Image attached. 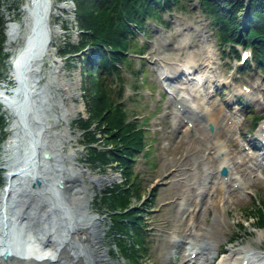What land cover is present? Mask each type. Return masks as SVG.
Listing matches in <instances>:
<instances>
[{"label": "rangeland", "instance_id": "obj_1", "mask_svg": "<svg viewBox=\"0 0 264 264\" xmlns=\"http://www.w3.org/2000/svg\"><path fill=\"white\" fill-rule=\"evenodd\" d=\"M10 2L11 0H0L2 20L15 17L12 16V10L9 8ZM51 3L50 20L48 15L45 16V24L52 29L51 46L46 48L50 39L48 28L47 42L44 46L48 54L42 58L37 77L33 80L35 87L25 92L21 100L23 107V102L27 105L31 99L30 103L31 101L33 103L32 107L30 106L31 115L27 109L24 110V107L21 110L25 111L24 116L29 115V118L34 114L44 118L48 112L58 110L63 100L58 97L59 90L56 88V83L54 84L56 75L70 78L74 74L75 77L72 78H74L76 95L72 101L82 105L78 116L85 117L79 91L78 64L73 62L74 60L66 61L58 55L64 36L70 42L77 41L76 32L72 27V10H68L72 5L68 0H51L48 1V7ZM61 5L68 8L62 10ZM162 18L164 23H159L157 20L147 21L145 35L136 36L138 48L143 54L133 56L130 67L126 65L120 67L124 88L122 102L129 118L135 119L146 130V149L140 152L133 162L138 192L144 198V202L133 198L131 204L135 209L145 211L143 228L146 254L142 264H193L188 262L187 257L192 244L207 245L208 250L203 258L210 259L214 256L212 264H221L220 259L234 248L247 251V254L255 257L257 262L264 264V228L255 229L253 220L248 219L254 201L264 200V148L256 147L259 141L258 127L264 119L258 120L257 127L253 129V117L264 116L263 75L253 67L251 60L241 66L233 55L226 53V49L222 52L216 42L211 15L199 6L198 0H178L177 3L171 4L169 11H163ZM17 40L18 38H14L6 47L8 41L6 39L2 43V48L8 51L15 46ZM236 49L242 50L240 47ZM165 57L172 58L171 62L165 63L163 61ZM206 66L209 67L208 72ZM6 67L8 68H5L0 77L1 86L8 84V77L13 70L9 63ZM162 67L168 69L164 74ZM136 72L138 73L133 74ZM207 73L210 74V89L208 95L204 96L203 100H198V103L204 105L205 109L210 108L221 123L225 122L222 113L235 117L236 123H233L232 131L217 140L219 146H215L214 150L205 151L203 142L197 143L202 150L187 142L192 136V130H186L188 128L186 122L176 117L185 115L182 111L183 107L176 98L185 95L192 101V97L188 95L191 91L184 83L186 77H189L190 83L194 84L193 79L208 75ZM115 87L116 89L119 87L118 82ZM246 88L250 92L247 96L242 93ZM201 93L204 94L203 91ZM196 101L197 99H194L192 103L195 104ZM212 103L213 106L209 107ZM5 107L0 103V113L4 120L7 119L14 129L18 128L20 131L18 120L10 113L12 107L8 106L6 110ZM78 116L67 125L73 135V140L66 144V148H70L69 153L72 158L69 163L84 171V173L72 171L73 184H80L81 187H87L92 192L89 195L91 201L89 200L86 208L99 224L105 259L117 264H125L110 235L108 210L95 201L96 194L113 184L120 183L121 177L115 166L101 169L87 164L84 159L85 153L79 146V132L72 126L73 120ZM23 121L27 122V119ZM208 126L209 124L204 126L200 137L203 138V134L206 137L214 135V130L210 131ZM198 137L196 136V139ZM232 144L236 145L235 150ZM2 148L3 144H0V153ZM58 148L61 151L60 146ZM237 150H240L245 157L244 176H241L234 166L235 163L242 162L240 156L235 153ZM57 156L58 158L56 155L54 158L58 166H68L63 162V157L59 154ZM220 161L225 165L222 167L226 169L228 167L225 177L219 173L222 167L218 168L217 165ZM229 170L242 185L236 187L227 184L228 187L222 188L220 192L217 183L228 177ZM1 173L3 174V171ZM102 177H112V179L100 183ZM202 188L206 191L203 196L199 195ZM153 189L155 196L151 201L148 195ZM229 190L234 194L231 197ZM16 193V190H13L11 195L19 197L20 201L13 202L14 205L11 207L13 216L19 215L27 205L28 209L31 208L34 212L41 208L37 199L26 200L21 194L17 193L19 195L17 196ZM71 193H53L50 197L53 208L69 210L68 212L77 209L78 201ZM218 193L220 195L216 197ZM212 199L217 200L216 205L211 204ZM14 220L11 218L7 231H3L2 239L7 242H13L15 239L12 228L15 226ZM211 224H213L212 232L209 231ZM32 226L30 224L31 228ZM16 228H19V231L21 229L18 226ZM33 240L28 239L30 242ZM196 258H200V255Z\"/></svg>", "mask_w": 264, "mask_h": 264}, {"label": "bare ground", "instance_id": "obj_2", "mask_svg": "<svg viewBox=\"0 0 264 264\" xmlns=\"http://www.w3.org/2000/svg\"><path fill=\"white\" fill-rule=\"evenodd\" d=\"M48 1L51 0H17L14 6V19L2 20L1 42L3 43L7 39V47L13 42L14 38H18V40L14 43L15 46L13 48L8 49V51L4 49L5 53H11L9 64L13 70L8 77L7 88L4 89L0 85V103L6 106L5 110L8 106L9 108L12 107L11 109L15 110L18 118L27 119V122H22L26 128V136L24 137L23 132L18 131V128L17 130L14 129L10 125L11 122L9 123L6 119L5 131L0 142V144H3L2 153H0V166L3 171H6L0 182V241L3 240V231L9 226L11 218L15 219V226L12 227L15 232V239L7 244L3 241L1 249H5L7 253L11 250L18 251L16 253H25L28 247L30 248L29 254L35 257L45 253L50 254L49 259H32L30 256L15 258L12 264H117L105 259L106 254L101 243L102 234L99 224L86 208L89 200L91 201L89 199L91 190L87 187H81L80 184H73L72 171L84 173L80 168L70 165L69 162L72 160L71 153H69L70 148H66V144L73 140L72 132L67 125L82 110V105H77L72 101L76 95L74 78H72L75 77L74 74L70 78L56 75L54 84L56 83V88L59 90L58 97L63 100L60 102L58 110L54 109L48 112L44 118L37 114L29 118L28 116L31 115L30 106L33 104L32 101L30 103L31 99L27 102V105L24 103V110L27 109L30 112L28 116L23 115L25 111L17 110L20 108L18 104L19 100L23 99V94L35 87L33 80L37 77V70H39V65L43 61L42 58L48 54L47 49L51 46L52 29L45 24V16L48 15L49 20L51 17L52 3L48 7ZM60 8L66 10L68 7L61 5ZM68 10L71 11L72 8ZM47 29L50 31L48 42ZM46 42L47 49L44 48ZM171 60L172 58L170 57L163 58L165 63H170ZM162 68L163 74L168 71L167 67ZM188 68L190 69V67ZM205 68H207L208 72L209 67L206 66ZM172 69L177 71V69ZM53 70L55 71V67ZM209 75H201L193 79L195 81L193 82L194 84H191L190 78L186 77L184 83L191 91L190 93L188 92V95L193 100L197 99L195 104L192 103L193 100L190 101L185 95L176 98L177 102L184 107L183 114H185L184 116L177 115L176 117L186 122L188 126L186 130H192V136L187 142L194 144L197 149L200 147L197 143L203 142L205 151L214 150L215 146H219L217 140L231 131L233 123H236L235 117L232 118L224 113H222V117H224L223 121L225 122L224 124L221 123L210 108L205 109L204 105L198 103V100H203L204 96L208 95L211 83ZM243 95L245 94L243 93ZM210 106H213V103ZM206 124L213 126L214 135L208 136V138L203 134L202 138L200 137L201 131ZM177 125L178 129H180L179 124ZM260 134L261 130L258 131L257 136L260 137ZM196 136H199L198 139H196ZM21 138L24 141L22 143L26 144V148L21 144ZM29 146L38 150L37 160L35 158L36 161L41 162V164L36 162L38 167L35 162L33 165L31 161L32 163H29L31 166L26 168V164L29 162V153H27V147ZM58 146H60L61 151H59ZM231 146L235 150L236 145L232 144ZM17 148L18 151H16ZM200 150H202L201 147ZM235 153L242 159V162L234 164L235 169L241 176H244L245 169L243 165L245 157L240 150ZM58 154L63 157V162L68 164V166L64 165L62 167L55 163L56 159L54 156L56 155L58 158ZM223 164L221 162L217 166H225ZM111 179L112 177H102L100 178V183H106ZM227 184L236 187L242 185L239 179L233 177V173L230 170L226 182L221 180L217 183L218 191L221 192L222 188L228 187L226 186ZM13 190H16L26 200L30 198L37 199L41 204V208L34 212L31 208L28 209L29 206L27 205L25 210L19 215L15 214L13 216L11 207L14 203L20 201L19 197H12ZM65 192H72L71 195L75 196L78 201V208L72 212L53 208L50 201L53 193L64 194ZM17 193L16 195L19 196ZM204 193L206 191L202 188L199 195L203 196ZM228 193L230 197L234 195L230 190ZM219 195L220 193L216 194V197H219ZM213 203L216 205L217 200L212 199L211 204ZM32 218L36 220L34 221ZM30 224L33 225L32 228ZM4 226H7L5 230L3 229ZM17 226L21 227L20 231L19 228H16ZM212 228L213 224L209 225V231L211 230L212 232ZM27 238L34 239L32 245L23 243ZM207 250V245L196 246L192 244L187 255L189 258L188 262H193V264H212L214 256L210 259L203 258ZM197 255H200V258H195ZM193 258L195 260L191 261ZM220 263L261 264L257 261H250L247 257V251L239 248L230 249L226 256L220 259Z\"/></svg>", "mask_w": 264, "mask_h": 264}, {"label": "trees", "instance_id": "obj_3", "mask_svg": "<svg viewBox=\"0 0 264 264\" xmlns=\"http://www.w3.org/2000/svg\"><path fill=\"white\" fill-rule=\"evenodd\" d=\"M16 1L11 0L9 6L13 17ZM69 1L77 41L70 42L64 36L58 55L78 64L79 91L86 113L85 117L74 119L72 126L79 132V146L87 164L101 169L115 166L119 172L121 182L96 194L95 201L108 210L110 235L125 264H142L146 254L145 211L135 209L131 204L133 198L144 202L138 192L133 162L146 149V130L135 119L129 118L122 102L124 88L120 67H130L132 57L143 54L136 36L145 35L147 21L164 23L163 11H169L171 4L178 0ZM198 2L211 15L216 42L222 52L226 49L227 54L238 58L237 46L249 48L252 64L264 78V0ZM1 29L0 77L8 56L2 48ZM116 82L119 83L117 89ZM5 122L0 113V142ZM154 196L155 189L148 198L153 201ZM248 219L253 220L255 229L264 228V200L254 201Z\"/></svg>", "mask_w": 264, "mask_h": 264}, {"label": "water", "instance_id": "obj_4", "mask_svg": "<svg viewBox=\"0 0 264 264\" xmlns=\"http://www.w3.org/2000/svg\"><path fill=\"white\" fill-rule=\"evenodd\" d=\"M223 173H224V171H223ZM0 255H2V257L3 258H7V259H9L10 261H11V259L12 258H9V253H7V251L6 250H2L1 252H0ZM14 262V259H12V262H11V264Z\"/></svg>", "mask_w": 264, "mask_h": 264}, {"label": "snow or ice", "instance_id": "obj_5", "mask_svg": "<svg viewBox=\"0 0 264 264\" xmlns=\"http://www.w3.org/2000/svg\"><path fill=\"white\" fill-rule=\"evenodd\" d=\"M247 54H245V56H246Z\"/></svg>", "mask_w": 264, "mask_h": 264}]
</instances>
